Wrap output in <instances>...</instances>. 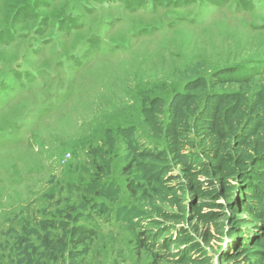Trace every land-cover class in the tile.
I'll return each mask as SVG.
<instances>
[{
  "label": "rangeland",
  "instance_id": "obj_1",
  "mask_svg": "<svg viewBox=\"0 0 264 264\" xmlns=\"http://www.w3.org/2000/svg\"><path fill=\"white\" fill-rule=\"evenodd\" d=\"M129 2L0 0V264H172L116 219L151 206L127 193L125 147L110 152L106 131L136 127L140 143L162 146L142 126L143 95L169 105L220 70L264 90V0ZM98 176L121 187L118 203L88 191ZM179 196L182 208L156 205L180 220L151 215L185 230L209 264H264Z\"/></svg>",
  "mask_w": 264,
  "mask_h": 264
},
{
  "label": "trees",
  "instance_id": "obj_2",
  "mask_svg": "<svg viewBox=\"0 0 264 264\" xmlns=\"http://www.w3.org/2000/svg\"><path fill=\"white\" fill-rule=\"evenodd\" d=\"M127 1L136 4L142 0ZM141 115L144 129L162 146L140 143L136 127L105 133L110 152L119 145L125 147V170L130 175L126 191L131 199L147 201L151 213L178 221L181 217L166 213L156 203L182 208L184 199L179 193L187 194V208L222 230L226 227V237L241 238L239 255H264V90L251 95L248 76L220 70L209 80H190L169 105L145 93ZM100 156L109 170L106 152L100 151ZM88 191L112 204L122 195L121 187L105 182L103 176ZM93 208L100 216L110 211L105 204ZM151 213L126 206L115 215L118 221L141 229L140 240L148 249L162 251L168 262L209 264L210 258L185 230L168 227ZM60 226L46 224L47 229Z\"/></svg>",
  "mask_w": 264,
  "mask_h": 264
}]
</instances>
